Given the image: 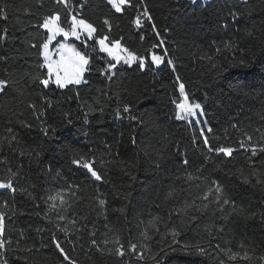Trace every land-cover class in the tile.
<instances>
[{
    "label": "trees",
    "instance_id": "16d2710c",
    "mask_svg": "<svg viewBox=\"0 0 264 264\" xmlns=\"http://www.w3.org/2000/svg\"><path fill=\"white\" fill-rule=\"evenodd\" d=\"M81 2L85 4L83 9L75 5V11L80 12L78 18L90 22L97 31L93 33L94 39L84 36L70 43L89 59L90 71L84 74L87 83L68 85L65 89L50 85L49 89H44L32 79L46 69L39 67L43 60L38 47L32 48L31 43L39 45L46 39V30L38 27L45 14L60 12L62 26L68 28L67 10L54 0H41L40 3L37 0H0V6H9L7 19H0V30L8 29L7 40L0 42V55L8 57L6 62L0 61V78L10 81L0 93V159L7 160L6 164H0V180H7L8 168H20L23 179L18 177L15 186L35 183L38 197L67 190L65 198L72 204L71 209L62 213L65 220L57 219L59 210L49 213V219H45L43 212L47 206L43 200L32 201L19 192L13 195L9 189H0V203L7 201L10 206L14 205L16 212L13 215L11 209H3L7 216L3 235L5 250L2 251L7 264H68L52 243L53 232L69 257L78 264H155L151 257L164 255L162 248L168 253L162 264H219L220 260H225L226 264H264V222L259 215L264 212V185L253 187L255 177H251L252 183L248 185L241 182V172L246 176L251 174V154L238 146L247 136H251V143L264 146V119L261 118L264 115V73L240 66L242 60L252 61L253 53L257 57L261 55L264 0H251L247 5L241 0H209L196 5L189 0H146L153 19L147 22L142 17L140 28L132 21L142 13L143 6L138 12L136 7L126 5L122 13H115L106 0ZM137 3L139 0H132L133 5ZM230 11L240 13L239 23L232 22ZM104 18L110 20L111 29L103 24ZM152 23L168 51L160 68L151 65L149 50L161 55L164 50L159 46L152 48L153 44L159 45L152 32ZM141 34L145 36L143 41ZM105 36L108 44L119 40L122 47L138 56H146V70L141 71L136 63L132 66L119 63L111 80L101 75L99 69L106 67L110 58L99 51L95 41ZM228 41L234 46L225 49L223 45ZM217 46L222 49L219 53ZM206 55L212 59L201 58ZM167 59L174 61L175 71L167 65ZM4 69L8 70V75ZM177 75L185 85L189 101L203 105L202 124H195L192 118L176 120L172 101L179 99ZM141 100L143 102L138 103ZM29 103L36 105V113L43 111L44 115L38 119L28 107ZM123 103L134 105L137 115L147 111L154 123L141 127L126 116L114 119L115 110L118 106L122 110ZM64 113H69L73 119L71 126H66ZM84 113H88L87 123ZM21 121L31 127L22 126ZM44 126L55 127L57 131L46 137L41 130ZM208 127L212 129L210 133ZM201 128L213 147L225 144L236 147L237 151L231 157L211 153L208 154L210 159L205 160ZM12 134L20 140V144L12 145L16 152L7 144ZM53 135L60 141L55 153L50 151ZM133 135L136 146L131 143ZM193 135L198 138L196 145L192 142ZM64 145H69L71 151L95 156L94 167L103 173V180L95 181L86 169L73 165L70 153L61 150ZM106 145H111V149ZM21 148L33 155L41 152L40 163H30L29 156L19 155ZM178 150L186 153L187 167L183 164L185 156L178 155ZM158 153L165 157L159 168L153 163ZM100 159L114 163L101 167ZM251 159L256 161L257 172L264 179V153ZM187 173L201 179L189 181ZM212 180L219 181L237 207L246 210L244 215H229L231 206H225L226 212L214 211L212 206L203 213L190 209L183 216L173 211L200 196ZM69 184L79 185V188L68 189ZM170 187H175L176 194L166 201L164 196ZM73 192L75 196L71 195ZM95 197L107 201V211L102 215L97 214ZM196 203L199 205L201 201L196 200ZM252 213L257 215L248 218ZM189 216L197 219L190 221ZM153 217H159L155 228L148 223ZM73 220L75 225L71 223ZM54 223L66 225L69 235L57 231ZM85 224L87 228L83 227ZM205 225H212L214 229L210 250L219 245L239 251L241 256L246 250L249 258L228 261L222 252L217 255L213 251L212 257H201L188 255L179 248L172 252L165 247L171 243L173 228L180 231L177 239L181 245L207 239ZM221 226L223 231H215ZM145 229L151 239L145 240L141 235ZM91 231H95L94 239L100 247H105V239L111 241L118 235L126 251L129 241L136 243L135 252H143L145 259L139 260L132 254L120 258L107 251L101 255L90 243ZM241 244L245 247L241 248ZM106 247L114 250L116 245L109 243Z\"/></svg>",
    "mask_w": 264,
    "mask_h": 264
},
{
    "label": "snow or ice",
    "instance_id": "6c2138e0",
    "mask_svg": "<svg viewBox=\"0 0 264 264\" xmlns=\"http://www.w3.org/2000/svg\"><path fill=\"white\" fill-rule=\"evenodd\" d=\"M41 0H37V3H40ZM189 2L192 5H196L199 0H189ZM251 2V0H241V3L247 5ZM54 3L63 5V7L67 10L68 15V23L69 27L65 28L62 26L61 21V13L60 12H51V14H45L42 17V23L38 25V27L46 30V39L43 40L42 43L37 45L36 43H31L32 48L39 49V56L42 57L43 63L39 65L40 68L46 69L45 73H37L35 74L32 79L34 81H38L40 85L43 86L44 89H49L50 85H55L58 89H65L68 85H80L81 83H87V81L84 79V74L87 71H90V65H89V59L87 56L80 51H78L75 47H73L70 44L67 43H60L55 48V57L53 56V51L50 50V45L52 42L56 39L57 36H63L65 40H67L69 37H74L77 40L81 39L82 33H86L87 39H94L93 33L97 31V29L90 23L87 22L83 18H78L80 16L79 11H75V5L79 4L80 9H83L85 6L84 3L81 2V0H54ZM107 5L111 6V9L115 11V13H122L125 9V6H131L136 7L138 12L143 6V11L141 14H138L136 18L132 21L137 28L142 27V17L147 22H152V16L149 13V10L146 6V0H139V3L133 5L132 0H106ZM8 5L0 6V19H7V8ZM29 9L25 8V11H28ZM264 11V9H262ZM228 15L231 17L233 23H239L240 21V13L238 11H230ZM103 24L106 25L109 29H111L112 25L110 23V20L108 18L103 19ZM152 32L156 35L157 39L159 40V45L153 44L152 48L155 49L158 46L164 48L163 54H155L154 52L149 50L151 52V65L155 66V68H160V66L165 62L168 51L167 48L164 47V40L160 37L159 30L157 29L156 25L152 23ZM7 33L8 29L4 28L0 30V42H3L7 40ZM248 36L251 37L252 33L249 32ZM140 39L143 41L145 39V36L141 34ZM108 40V37L105 36L102 39H96V44L99 45V51L101 53H107L108 58H110L108 61H106V67H102L99 69L101 75L107 76L109 80L112 79L113 75L115 73L113 72L114 69H116L117 64H119L121 61L123 64L132 66L134 63L138 64V67L141 71L146 70V56H138L131 52L129 49L124 48L121 46V43L119 40L112 41L109 45L106 43ZM234 46V43L232 41L225 42L223 47L225 49L231 48ZM220 47H216V52H221ZM202 59L207 58L208 60H211L212 57L210 55H206L205 57H201ZM8 60L7 56L0 55V61L6 62ZM112 61H115V63H112ZM167 65L172 67L173 71H175L174 61L172 59H167ZM241 67L249 69L251 72H255L259 70L260 72L264 73V44L261 45V55L259 57L256 56L255 53H253V60L252 61H241L240 64ZM213 67H216L215 64H213ZM4 72L6 75H8V70L4 69ZM219 75V72L217 73ZM15 83V81H12ZM10 81L8 79L0 78V93H3L5 91V88L8 86ZM176 83L179 85V99L173 100L172 103L175 105V118L178 121L185 120L189 121L190 118L196 117L198 114H203V105L199 102H190L188 94L185 91V85L181 82V78L179 75L176 76ZM246 85H238L237 87H245ZM23 94V93H21ZM118 96V94H117ZM46 101L47 98L43 97ZM77 99L79 97L77 96ZM143 99H147V97H144ZM49 104L51 101H47ZM143 100L138 101V103H142ZM28 107L33 109V112L36 113V105L34 103H29ZM134 105L130 103H123L122 104V110L121 107L118 106V108L114 112V119L121 120L124 119L125 116L128 120L135 122L137 125L141 127H148L152 125L154 122L152 120V116L147 111L145 113H141L140 115H137L133 111ZM103 111V109H101ZM37 118L39 119L41 116L44 115L43 111H40L39 113H36ZM65 116V122L66 126H71L73 124V119L71 118L69 113H64ZM84 121L85 123L88 122V113H84ZM262 119H264V115L261 116ZM79 119V117H77ZM22 126L24 127H31V125L27 124L25 121L20 122ZM44 122L42 121V124ZM235 127V125H233ZM44 133V135L47 137L49 136V133H56V128L51 126H44L41 129ZM9 133H12L11 129H8ZM211 127L207 128V132H211ZM133 132H135V129H133ZM123 135V133H121ZM200 137L203 138V146L204 149H206L205 160L210 159L208 154L216 153L217 155L222 154L224 157H231L234 152L237 151L236 147H233L231 145H225L220 144L219 146L213 147L209 141V137L206 135L204 128H201L200 130ZM53 146L50 148V151L55 153L57 146H59L60 141L58 138L53 135ZM251 136H247L246 140H240L238 142V146L240 149H244L245 151H250V157H249V167L252 169L250 176L243 175L241 172L242 180L241 182L245 185H248L252 183L251 177H255V184H253V187L256 185H264V179H261L260 174L257 172V169L255 167L256 161L252 160L251 157H256L258 153H264V146H261L259 144L251 143ZM192 142L194 145L198 143V138L193 135ZM20 144V140L15 134L11 135V139L7 140L8 147L13 151L16 152L17 149L13 148L12 145ZM118 143V141H117ZM131 143L133 146H136L137 140L135 135L131 137ZM109 149H111V145H106ZM65 152V154H69L70 162L73 165H76L78 167H81L83 169H86L87 173H90L91 177L94 178L95 181H102L103 180V173L96 170L94 167L96 163V157L90 156L88 153H81V152H74L71 151L69 145H64L61 149ZM147 155V153H145ZM178 155L185 156V159L183 160V164L185 167L189 164L188 159L186 158V153L177 151ZM19 155L21 156H29L30 163L32 161H35L37 164L40 163L39 157L41 155V152L36 151L35 155L32 154V152H29L27 149H19ZM164 156L162 153L157 154V159L153 160V163L156 165L157 168L161 166L162 161L164 160ZM7 160L0 159V164H6ZM101 167H105L106 164L114 163V161H105L103 159H100L99 161ZM123 167L131 168V165H123ZM197 171H202V169H198ZM240 171V170H238ZM8 177L6 181L0 180V189H9L15 195L17 192L20 193V195L26 197L27 199H30L32 201H36L37 199L43 200L44 204L47 206V210L43 212V217L45 219H49V213L53 211H57V219L60 221L65 220V216L62 214L63 212H67L69 209H71L72 204L69 203V201L65 198V192L67 190H60L56 192L55 194L48 195L47 197L43 196H37L36 192L34 191L37 188V185L35 183L29 184L26 187H17L14 184V181L17 180L19 177L20 179H23L21 176L20 168H17L16 170H13L12 168L7 169ZM130 174V173H126ZM231 174V173H229ZM135 179V177H132ZM187 180L192 179H201L200 176L193 177L192 173L186 174ZM203 179H207V177H203ZM73 187L79 188V185H68V189H72ZM198 187V185H197ZM176 189L175 187H170L167 193L164 196V199L167 201L169 199H172L175 197ZM71 195L75 196L76 193H71ZM130 195V194H129ZM80 197H77V200H79ZM94 199L97 200L99 211L97 212L98 215H102L107 211V201L103 198L95 197ZM196 200H200L201 203L198 205L196 203ZM57 201L59 203H57ZM159 207V205H157ZM210 206L213 207L214 211L219 212H226L227 209L225 206H231V214H240L244 215L246 210L243 207H237L235 204V201L232 200L227 194L224 186L217 180H212L209 186L206 190L202 192V194L196 198H194L191 202L185 203L181 208L173 209V211L178 212L179 214L187 215L189 210H195L196 212L203 213L207 211ZM37 208H39V204L36 205ZM9 208L12 210V214L15 215V208L14 205H9L7 201H4L0 203V264H7V260L4 258V251L5 250V241L3 239V235L5 232V218L7 216V213L3 210ZM93 210H96L95 208ZM120 211H123V209H120ZM37 215H40L39 212L36 213ZM257 214L252 213L250 217H255ZM260 219L262 222H264V212H261ZM10 219V217H9ZM159 219V217H153L148 223L149 226L155 228L156 222ZM197 218L195 216H189L190 221H194ZM51 222V221H50ZM73 225H75V221L73 220L71 222ZM183 223V221H182ZM54 227L57 231L62 232L65 234V236L69 235V228L65 226H61L58 223H54ZM84 228H87L88 225L85 224L83 226ZM107 227V225H106ZM213 226L212 225H205L204 232L207 233V239H201L197 240L195 243H189L184 242L181 245V242L177 239V237L180 235V231L173 228L171 230V243L166 244L165 247L170 249L172 252H175L178 250H183L188 255H196L201 257H212L213 251H216L217 255L219 253H223L228 261H236L238 257L240 259L247 260L248 254L245 250L243 256H241L239 251L233 252L230 248L224 249L220 248L219 245H216V249H212V238H213ZM75 231L79 232L81 229H76ZM215 231H223V227L216 228ZM96 233L95 231L89 232V236L93 237L91 239L90 243L92 246L96 248L98 252L103 255L105 251L109 255H116L117 257L123 258L127 255H135L137 259L144 260L145 256L143 252H135V250L138 248V245L136 243H133L129 241L128 249L127 251L124 248L123 243L121 242L120 236L116 235L113 240L109 241L108 239H105L103 241V244L105 245L104 248L100 247V245L97 243L96 239H94ZM141 235L144 237L145 240L151 239L147 229L141 233ZM71 242V241H69ZM52 243L55 245V248L59 251L60 255L63 257V261H67L68 264H78V261L75 259H72L69 257L67 252L65 251L64 247L62 246L59 238L56 236V233H52ZM115 244L116 247L114 250L112 248H107L106 246L109 244ZM177 247H173V246ZM207 245V246H206ZM141 248H146L147 245H140ZM241 248H244L245 246L243 244L240 245ZM31 250V249H29ZM39 250V249H37ZM87 251V250H86ZM161 252L164 253V255H160L157 258V255H153L151 259L155 261V264H162V261L165 260V257L168 255V253L165 251L164 248L161 249ZM264 259V258H262ZM63 264V262H61ZM219 264H226L225 260H220Z\"/></svg>",
    "mask_w": 264,
    "mask_h": 264
},
{
    "label": "rangeland",
    "instance_id": "374dc122",
    "mask_svg": "<svg viewBox=\"0 0 264 264\" xmlns=\"http://www.w3.org/2000/svg\"><path fill=\"white\" fill-rule=\"evenodd\" d=\"M209 0H199V2H206ZM86 36V33H82V37ZM70 40H77L74 37H69L67 40H65V38L63 36H57L56 39L52 42V44L50 45V50L53 51V56L55 57V48L60 44V43H67L73 46L72 43H70ZM79 41V40H77ZM110 45V44H109ZM74 47V46H73ZM107 56V53H104ZM115 62V61H114ZM120 63H123L122 61ZM86 73V72H85ZM201 118H202V114H198L196 117H192V121L196 124H202L201 123Z\"/></svg>",
    "mask_w": 264,
    "mask_h": 264
}]
</instances>
